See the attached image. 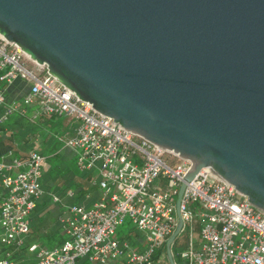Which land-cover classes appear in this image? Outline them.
<instances>
[{
  "label": "water",
  "instance_id": "water-1",
  "mask_svg": "<svg viewBox=\"0 0 264 264\" xmlns=\"http://www.w3.org/2000/svg\"><path fill=\"white\" fill-rule=\"evenodd\" d=\"M0 36L96 112L264 213V0H0Z\"/></svg>",
  "mask_w": 264,
  "mask_h": 264
},
{
  "label": "built area",
  "instance_id": "built-area-1",
  "mask_svg": "<svg viewBox=\"0 0 264 264\" xmlns=\"http://www.w3.org/2000/svg\"><path fill=\"white\" fill-rule=\"evenodd\" d=\"M29 84L23 101L34 102L48 116L76 120L78 126L63 144L76 152L81 170H94L102 192L92 207L72 204L62 218L65 239L53 249L28 246L35 264H158V251L177 225L175 205L181 183L193 164L138 136L96 112L27 54L0 36V83ZM4 95L0 92V105ZM15 111L7 106L4 117ZM45 156L32 151L24 161H0V246L19 250L29 232V218L41 196ZM16 170V172H14ZM197 204L198 209H191ZM183 230L190 243L180 257L186 264H264V213L247 198L202 169L186 182L180 202ZM129 218L141 232L145 249L114 238ZM199 223V248L191 240ZM6 252L0 264H14Z\"/></svg>",
  "mask_w": 264,
  "mask_h": 264
},
{
  "label": "crops",
  "instance_id": "crops-1",
  "mask_svg": "<svg viewBox=\"0 0 264 264\" xmlns=\"http://www.w3.org/2000/svg\"><path fill=\"white\" fill-rule=\"evenodd\" d=\"M28 88L29 84L21 80H15L9 85L0 83V92L4 95V103L0 105V161L6 163L13 160L24 161L32 151H37L45 156L46 160L42 163V193L30 215L29 232L24 237V244L25 246L38 244L42 248L50 249L60 246L65 239L62 218L67 215L69 206L77 204L90 208L101 199L102 192L97 186V181H94L93 178H99L97 172L79 169L76 163V152L63 144V139L74 135L78 122L70 118L45 115L37 102L26 105L23 98L28 92ZM7 106H14L15 111L4 117ZM65 152L68 157L66 160L74 161L72 164L66 165L58 161L59 157L61 160V154ZM58 165L68 168L67 173L55 174L54 168H57ZM51 188L55 193H51ZM4 194L5 189L0 182V199ZM66 200L67 203L63 202ZM46 201L49 203L46 204ZM53 204L60 206L59 212L56 214L49 211L51 208L55 209ZM185 231L188 230L185 229ZM142 237L133 234L130 238L120 237L119 239L128 241L133 248L140 251L146 246ZM191 240L193 247L199 248V233L196 235L193 233ZM8 251L11 252L10 257L14 264L36 263L34 254L28 250L18 252L19 250H11L3 246H0V258H3ZM161 251L163 250L158 251L157 254ZM164 253L166 255V251ZM27 254H32L34 259H25ZM110 264L126 263L123 259H118ZM174 264H176L175 261ZM179 264H186V262L180 259Z\"/></svg>",
  "mask_w": 264,
  "mask_h": 264
},
{
  "label": "rangeland",
  "instance_id": "rangeland-1",
  "mask_svg": "<svg viewBox=\"0 0 264 264\" xmlns=\"http://www.w3.org/2000/svg\"><path fill=\"white\" fill-rule=\"evenodd\" d=\"M67 154H66V152L65 153H62L61 154V160H60V157H59V159H58V161L59 162H62V163H64V164H68V163H73L74 161L72 160V159H69V160H66L68 157L66 156ZM55 169V171H54V173L56 174V173H58V175H60V173L61 172H65V173H67V169L68 168H65V166H62V167H60L59 165H58V167L57 168H54ZM60 172V173H59ZM95 180L94 181H98L99 180V178H96V177H93ZM50 191H52L51 193H55L54 192V189L53 188H51L50 189ZM63 202H65V203H67V200L66 201H63ZM46 204H48L49 202H45ZM45 204V205H46ZM55 209H53V208H51L49 211H51V213H55L56 214V212L58 213L59 212V205H57V204H53L52 205ZM51 205H50V207H52ZM88 207V206H87ZM190 208L191 209H198L199 208V206L197 205V204H191L190 205ZM133 234H136V235H138V236H144L141 232H138V231H136L135 230V228H134V225L132 224V222H131V220L129 219V218H126L125 219V221H124V223H123V225L121 226V227H119L118 228V230L116 231V234L113 236L114 238H120V237H127V238H130V237H132L133 236ZM143 238V237H142ZM194 239H196V236H194ZM51 249H53V248H50V250ZM35 256V255H34ZM25 259H29V260H32V259H34V257H33V255L32 254H27V255H25ZM81 264H88V263H86L85 261L83 262V263H81ZM158 264H168V261H167V257H166V255H165V253L163 252V251H161L160 252V256H159V261H158Z\"/></svg>",
  "mask_w": 264,
  "mask_h": 264
},
{
  "label": "trees",
  "instance_id": "trees-1",
  "mask_svg": "<svg viewBox=\"0 0 264 264\" xmlns=\"http://www.w3.org/2000/svg\"><path fill=\"white\" fill-rule=\"evenodd\" d=\"M193 233L196 235L197 233H199V224L197 223L196 225H194V230H193ZM189 243H190V239H189V234H188V231H183L177 238L176 240L174 241V243L172 244V254H173V257H174V261L176 264H179L180 263V254L181 252L185 251L188 249L189 247ZM28 246H24L19 249L18 252H22L24 250H27ZM164 249H165V246H164ZM163 249V251L165 252V250ZM12 250V248H11ZM32 253V252H31ZM34 254V253H33ZM160 253L159 254H156L155 255V258L159 257Z\"/></svg>",
  "mask_w": 264,
  "mask_h": 264
}]
</instances>
